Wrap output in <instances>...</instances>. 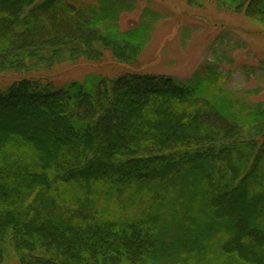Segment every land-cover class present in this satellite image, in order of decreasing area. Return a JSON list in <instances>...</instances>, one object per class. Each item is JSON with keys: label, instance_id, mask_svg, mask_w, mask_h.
Segmentation results:
<instances>
[{"label": "trees", "instance_id": "obj_1", "mask_svg": "<svg viewBox=\"0 0 264 264\" xmlns=\"http://www.w3.org/2000/svg\"><path fill=\"white\" fill-rule=\"evenodd\" d=\"M239 15L264 0H180ZM95 2V3H94ZM136 0H0V264H264V104L210 63L177 80L135 65L158 17Z\"/></svg>", "mask_w": 264, "mask_h": 264}, {"label": "rangeland", "instance_id": "obj_2", "mask_svg": "<svg viewBox=\"0 0 264 264\" xmlns=\"http://www.w3.org/2000/svg\"><path fill=\"white\" fill-rule=\"evenodd\" d=\"M145 9L159 19L135 65L120 66L105 54L103 63L62 66L49 79H81L90 73L111 78L140 72L181 81L204 72V64L210 63L228 91L247 104H264V40L251 35L255 26L248 20L218 12L211 5L196 9L180 0H136V8L120 17L119 29L134 27ZM18 78L0 74V89Z\"/></svg>", "mask_w": 264, "mask_h": 264}]
</instances>
